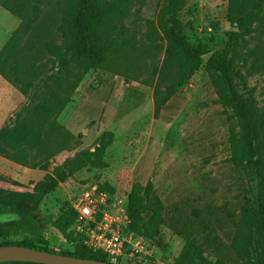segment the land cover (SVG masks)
<instances>
[{"label": "rangeland", "instance_id": "374dc122", "mask_svg": "<svg viewBox=\"0 0 264 264\" xmlns=\"http://www.w3.org/2000/svg\"><path fill=\"white\" fill-rule=\"evenodd\" d=\"M15 3L11 0H6ZM29 13L37 7L39 18L26 40L42 34L43 41L60 44L58 26L66 0H18ZM128 12L117 20L122 39L132 44V55L105 70L88 72L72 94V101L54 119V149L47 168H31L0 156V189L24 192L53 176L55 168L76 153L93 151L103 132L113 134L105 151L104 169L86 168L75 173L51 193L32 220L0 214V244L23 242L61 252L69 246L52 226L67 202L89 185L109 184L128 195L134 183L152 184V195L164 206L165 225L155 235V259L149 264H173L194 238L209 260L237 263L232 241L239 228L241 209L251 204L255 181L248 170L230 162L228 120L210 79L202 67L162 104L176 71L160 73L166 41L157 25L165 0H122ZM179 20L187 41L221 53L232 32L228 0H183ZM29 14V15H30ZM20 20L0 6V47L19 27ZM42 26V30L39 26ZM235 64L264 109V6L252 30L236 40ZM47 75L55 73L50 59H43ZM4 81V80H3ZM2 83V82H1ZM0 127L28 104L11 85L0 91Z\"/></svg>", "mask_w": 264, "mask_h": 264}, {"label": "trees", "instance_id": "16d2710c", "mask_svg": "<svg viewBox=\"0 0 264 264\" xmlns=\"http://www.w3.org/2000/svg\"><path fill=\"white\" fill-rule=\"evenodd\" d=\"M0 0V6L20 20L0 50V77L17 87L29 101L8 124L0 127V156L31 168H47L50 158L65 149H54L56 136L54 119L72 101V94L84 76L91 70H105L112 64L132 55V44L122 39L116 25L126 16L128 6L122 0H66L58 33L61 43L43 41L42 34H30L39 18L38 8L30 14L27 4L18 0ZM264 0H228L227 19L240 30L232 32L226 48L221 53L210 54L206 46L190 44L184 35V25L179 13L183 0H165L159 11L157 25L166 41L165 56L159 72L176 71L174 83L166 89L162 104H155L158 116L164 103L176 93L200 68H204L228 120L229 162L245 169L255 181L253 201L241 209L239 228L232 241L237 256L236 264H264V109L254 99L243 73L235 64L236 40L252 30L260 19ZM30 14V15H29ZM42 30V26H39ZM210 54L207 61L204 56ZM50 59L56 70L47 75L43 59ZM93 151L76 153L55 168L53 176L37 184L32 191L15 192L0 189V214H15L32 220L46 198L60 184L82 169H104L105 151L113 142L111 132H103ZM99 188L113 191L109 184ZM150 182L142 188L134 183L127 195V214L133 230L154 240L159 226L165 225L163 204L152 195ZM75 213L67 202L60 213L49 219L63 238L74 244L73 250L50 251L44 247L23 242L2 243L20 245L66 256L108 262L99 252L92 251L75 238L72 225ZM0 264H33L3 262ZM173 264H230L221 259L209 260L194 238L188 239L183 251Z\"/></svg>", "mask_w": 264, "mask_h": 264}, {"label": "built area", "instance_id": "2783aa9c", "mask_svg": "<svg viewBox=\"0 0 264 264\" xmlns=\"http://www.w3.org/2000/svg\"><path fill=\"white\" fill-rule=\"evenodd\" d=\"M126 201V195L86 186L69 202L75 213L74 237L111 264H149L155 259L156 243L133 230ZM63 241L73 250L72 242Z\"/></svg>", "mask_w": 264, "mask_h": 264}, {"label": "water", "instance_id": "95a60500", "mask_svg": "<svg viewBox=\"0 0 264 264\" xmlns=\"http://www.w3.org/2000/svg\"><path fill=\"white\" fill-rule=\"evenodd\" d=\"M209 56L210 54L205 55L204 60L207 61ZM3 262L33 264H111L109 262L76 258L20 245L0 246V263Z\"/></svg>", "mask_w": 264, "mask_h": 264}, {"label": "crops", "instance_id": "0c3cea01", "mask_svg": "<svg viewBox=\"0 0 264 264\" xmlns=\"http://www.w3.org/2000/svg\"><path fill=\"white\" fill-rule=\"evenodd\" d=\"M5 10V9H4ZM15 17V16H14ZM10 37V36H9ZM8 37V38H9ZM8 40V39H7ZM6 40V41H7ZM5 44V43H4ZM2 47H3V45H2ZM2 47H0V50H1V48ZM2 82V83H1ZM10 90H11V85L10 84H8V83H6V82H4L3 80H2V78L0 77V91H2L3 92V94L4 95H7L8 94V92H10ZM0 96H2L1 95V93H0Z\"/></svg>", "mask_w": 264, "mask_h": 264}]
</instances>
